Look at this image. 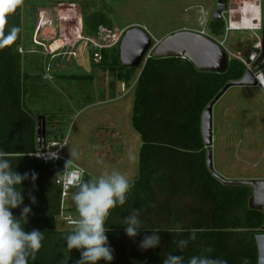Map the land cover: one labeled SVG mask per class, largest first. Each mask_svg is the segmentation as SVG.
<instances>
[{
	"label": "trees",
	"instance_id": "1",
	"mask_svg": "<svg viewBox=\"0 0 264 264\" xmlns=\"http://www.w3.org/2000/svg\"><path fill=\"white\" fill-rule=\"evenodd\" d=\"M261 16L264 59V0ZM88 19L86 29L94 36L105 19L96 13ZM6 20L4 33L12 27L19 28V32L15 40L0 46V149L13 157L15 171L37 173L35 187L30 179L23 182L24 202L12 213L18 217L21 208L29 205L32 214L24 230L36 229L44 234L35 260L29 264H65L66 260V264H76L80 250L68 252L64 239L73 229L56 227L60 213V186L56 181L62 165L43 163L30 155L37 150L36 126L40 114L28 110L24 101L28 74L22 70L23 54L19 51L23 43L20 5L7 14ZM209 28L212 36H221L224 21H210ZM119 42L109 57L106 49L100 50L101 63L109 70H117V78L125 86L131 84L140 68L131 123L141 137V146L138 172L132 179L134 187L127 194L126 204L110 210L106 221L113 260H101L98 264H163L169 253L183 255L186 264L190 256L204 254L206 248L213 249V256L226 260L227 264H242L245 259L248 264H256L255 235L263 232L264 213L250 205L252 190L248 185L225 184L208 170L200 131L201 114L207 104L227 82L242 78L246 66L232 58L223 73L201 72L186 59L154 58L150 53L138 67H122ZM42 66L45 71L46 66ZM172 77L176 78L174 87L170 86ZM83 179L92 177L85 174ZM29 193L36 197L35 204H31ZM69 209L77 213L73 200ZM133 212H138L141 224L137 235L129 238L124 232V221ZM192 229L197 230L198 239L181 253L173 241L186 238ZM153 233L160 236V244L141 250L140 242Z\"/></svg>",
	"mask_w": 264,
	"mask_h": 264
},
{
	"label": "rangeland",
	"instance_id": "2",
	"mask_svg": "<svg viewBox=\"0 0 264 264\" xmlns=\"http://www.w3.org/2000/svg\"><path fill=\"white\" fill-rule=\"evenodd\" d=\"M252 1L226 0L228 8L222 13L225 28L228 11L238 24L247 22L244 29L224 30L223 35L213 36L223 42L230 59L239 53L248 60L254 46L262 47L261 5L258 15ZM216 4L217 0H23L19 51L23 54L22 70L28 74L24 83L26 107L45 115L47 138L63 135L66 154L72 159L71 151L76 152L73 160L92 179L112 171L134 179L141 137L131 115L140 68L125 86L117 78V70H109L101 58L94 59L98 49L89 40L102 34L95 40L105 46L109 57L124 32L135 26L145 28L154 44L180 30L211 35L209 25ZM92 13L105 19L94 36L86 29ZM34 39L42 45H36ZM57 44L53 52L51 48ZM256 54L250 71L264 72L260 50ZM40 61L48 67V74ZM174 84L176 78L172 77L170 86ZM263 88L232 86L212 108V167L224 179L264 180ZM66 213L78 218L69 207ZM56 227L69 229L58 217Z\"/></svg>",
	"mask_w": 264,
	"mask_h": 264
},
{
	"label": "clouds",
	"instance_id": "3",
	"mask_svg": "<svg viewBox=\"0 0 264 264\" xmlns=\"http://www.w3.org/2000/svg\"><path fill=\"white\" fill-rule=\"evenodd\" d=\"M23 0H0V46H3L16 39L19 28L12 27L7 33L3 32V26L7 23V14L15 12ZM260 18V17H259ZM76 152L71 151L72 159L76 157ZM13 157L9 152L0 149V264H29L35 260V254L42 246L44 234L42 231L33 229L30 232L24 230V225L28 223L32 208L24 205L20 210V215L14 217L12 209H16L24 202L22 184L31 180L33 187L37 180V173L17 172L13 168ZM84 170H79V179L76 182V191L72 194L78 219L74 221L75 227L65 236L67 250H80V259L76 264H98L104 260H113V249L109 245L107 218L110 210L124 206L127 202V194L134 187V181L126 175L118 172H104L95 179L85 181ZM31 204L36 203V197L28 194ZM125 234L135 237L140 227L138 212L125 218ZM198 239V232L192 229L186 238L173 241L175 247L181 253ZM160 244V236L153 233L145 236L138 245L141 250L155 248ZM213 249L206 248L204 254L192 255L187 259L186 264H227V261L213 256ZM67 261V260H66ZM65 261V264H66ZM163 264H185L183 255H173L171 253L163 259ZM242 264H248L245 259Z\"/></svg>",
	"mask_w": 264,
	"mask_h": 264
},
{
	"label": "water",
	"instance_id": "4",
	"mask_svg": "<svg viewBox=\"0 0 264 264\" xmlns=\"http://www.w3.org/2000/svg\"><path fill=\"white\" fill-rule=\"evenodd\" d=\"M227 8L223 0H217L211 21H221L222 12ZM154 58L180 57L193 64L201 72L223 73L229 63V55L218 40L201 32L180 30L166 35L152 44V37L143 27L135 26L124 32L119 44V60L122 67H138L145 62L147 54ZM256 79L249 70L239 80L229 81L207 104L201 114L200 131L206 147V166L212 175L225 184H246L251 190L250 205L264 213V180L224 179L212 167V108L221 96L232 86H255ZM45 144V116H37L36 145L43 150ZM255 235L257 248L256 264H264V225Z\"/></svg>",
	"mask_w": 264,
	"mask_h": 264
},
{
	"label": "built area",
	"instance_id": "5",
	"mask_svg": "<svg viewBox=\"0 0 264 264\" xmlns=\"http://www.w3.org/2000/svg\"><path fill=\"white\" fill-rule=\"evenodd\" d=\"M260 5H261V0L252 1V7H254V6L258 7V15L260 13ZM227 8H228V6H227ZM227 8L225 11H227ZM224 12H222V13H224ZM228 12H229V14H228V25L226 26L225 31L232 30L231 24H232V21L235 20V19H233L234 18L233 16H235V15H233V14L231 15L230 11H228ZM241 18H242V15L240 16V19ZM201 32H203V31H201ZM36 33H37V30H36ZM36 33H35V35H36ZM209 36H211V35H209ZM101 37H102V34H99L94 39L89 40L91 43H93L94 47L98 49V51L94 52V59L96 61L100 60V58H101L100 50L105 47V46L100 45L98 43V40H95V39H101ZM212 38H214V37H212ZM34 43L36 45L40 44V42H37L35 39H34ZM219 43L223 45L222 41H219ZM40 45H42V43ZM257 49L260 50V52L262 53V47L261 46H254L253 51L248 56V60L241 58L239 53H238V55L236 54L234 56V58L243 62V64L246 66L247 70L250 71L251 65L256 61ZM43 52L45 53V51H43ZM50 54H52V52H50ZM47 55L48 54L45 53V57ZM149 55H150V53L147 54V57H149ZM50 56H53V55H50ZM262 61H264L263 58H262ZM45 72L48 74V67H45ZM252 75L254 76V78L257 81L256 86H261L263 88L262 85L258 84L257 77L264 76V72L259 71L258 73H252ZM66 144H67L66 139L45 140L43 150L37 149L35 152L31 153L30 155L37 158L38 160L42 161L43 163L59 162L62 165L61 173L58 176L57 181H56V183L60 186V213L57 215V217L63 221L64 225L67 228L73 229L75 227L74 221L78 218L74 217L70 214H67L66 209H67V207L70 208L72 206V201L69 203L68 199H69V197H71V195L73 194V191L76 188V182L79 179V170L83 169V167H81L74 160H72V162L70 164L66 165V163L69 160H71V158L66 156L64 153ZM84 173H85V170H84Z\"/></svg>",
	"mask_w": 264,
	"mask_h": 264
},
{
	"label": "bare ground",
	"instance_id": "6",
	"mask_svg": "<svg viewBox=\"0 0 264 264\" xmlns=\"http://www.w3.org/2000/svg\"><path fill=\"white\" fill-rule=\"evenodd\" d=\"M243 13V12H242ZM252 24V23H251ZM241 24H238L237 22H235L234 20L232 21V24H231V29L232 30H237V29H241V28H243V27H245L246 25H247V22H246V24H243V25H241ZM250 28V27H249ZM244 29V28H243ZM259 77H261V79H262V81L264 82V76H259ZM259 77H257V79H258V84L260 85H262V82H261V79H259ZM264 84V83H263Z\"/></svg>",
	"mask_w": 264,
	"mask_h": 264
},
{
	"label": "crops",
	"instance_id": "7",
	"mask_svg": "<svg viewBox=\"0 0 264 264\" xmlns=\"http://www.w3.org/2000/svg\"><path fill=\"white\" fill-rule=\"evenodd\" d=\"M212 36V35H211ZM213 37V36H212ZM56 46H58V44L56 45ZM54 47L55 46H53L52 48H51V50L53 51V49H54ZM230 59V58H229ZM256 86V85H255ZM40 114V113H39ZM40 115H43V116H45L44 114H40ZM47 119L45 118V131H48L49 130V128H47V125H46V121ZM61 136V135H60ZM58 137V139H63V135L61 136V137ZM45 140H50V139H48L47 138V136L45 135ZM38 149V148H37ZM66 149H67V145H66V147H65V150H64V153H65V155H67L68 157H70L68 154H66ZM263 180V179H262Z\"/></svg>",
	"mask_w": 264,
	"mask_h": 264
},
{
	"label": "flooded vegetation",
	"instance_id": "8",
	"mask_svg": "<svg viewBox=\"0 0 264 264\" xmlns=\"http://www.w3.org/2000/svg\"><path fill=\"white\" fill-rule=\"evenodd\" d=\"M225 4H227V3H225ZM223 18V17H222ZM223 20V19H222Z\"/></svg>",
	"mask_w": 264,
	"mask_h": 264
}]
</instances>
